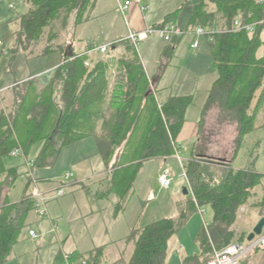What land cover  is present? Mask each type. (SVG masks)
<instances>
[{"label": "trees", "instance_id": "16d2710c", "mask_svg": "<svg viewBox=\"0 0 264 264\" xmlns=\"http://www.w3.org/2000/svg\"><path fill=\"white\" fill-rule=\"evenodd\" d=\"M189 1L194 5V12L188 33L198 27L215 26V21L221 19L224 31L214 36V42H208L218 79L210 90L206 109L219 104L226 114L224 120L237 123L234 153L228 161L192 152L183 166L189 189L187 207L176 218L134 227L125 240L126 246L134 247L132 256L111 264H167L171 240L194 214L210 207L213 218L207 227L205 222L198 235L200 253L183 260V264H207L216 251H222L234 241L244 243L248 238L249 234H245L236 240L235 227L243 208L252 205L259 209L261 219L264 218V174L253 168L236 170L233 166L244 138L256 130L258 115L264 107V28L259 24L264 20V6L257 0ZM26 2L28 12L12 22L19 27L13 34L14 49L9 51L15 53L12 61L20 49L27 58L33 56L34 51L30 49L41 45L45 38L46 44L39 56L59 53L64 60L52 71L48 87L40 89L41 77L18 83L13 88L11 112L0 111V199L3 190L12 189L18 178H27L21 201L12 203L6 194L0 206V264L8 262L23 231L28 228L30 214L37 209L27 170L20 173L22 167L26 169L23 160L20 159V165L7 167L8 157L15 149H23L35 173L37 169L54 166L63 148L89 137L95 138L98 155L109 167L125 143L130 151L129 163L115 171L113 191L108 194L117 192V207L125 210L143 162L168 159L175 155L176 148L182 153L177 140L188 109L195 101L193 95L171 96L159 107L138 52L129 41L112 44L108 53L113 56L108 60L90 59L89 52L98 53L95 49L99 46L94 44L84 53L73 52L71 56H66L67 46L54 44L59 38L56 26L66 32L74 14L77 25L85 23L96 0ZM210 5L216 6L217 13L208 12ZM180 11L168 15L156 28L175 23ZM237 21L239 29L235 27ZM249 26H253L252 32L248 31ZM176 37L169 43L170 47L175 45ZM119 46L124 47L122 57L114 56ZM113 60L118 66L110 90L108 78ZM59 91L62 92L61 103L57 102ZM99 122H102L101 133L96 131ZM40 142H44L40 154L35 160L30 159L31 148ZM36 180L41 183V179ZM259 187H262L261 199L251 202ZM105 248L69 255L74 261L86 259L88 264H102ZM53 264H65L62 252Z\"/></svg>", "mask_w": 264, "mask_h": 264}, {"label": "rangeland", "instance_id": "374dc122", "mask_svg": "<svg viewBox=\"0 0 264 264\" xmlns=\"http://www.w3.org/2000/svg\"><path fill=\"white\" fill-rule=\"evenodd\" d=\"M11 3L15 7L14 9L10 8L8 2L3 1L0 3V79L2 76H6V79H10L12 83L45 71L44 67L49 62V58L45 56L36 59L37 56L41 54V50L45 47V38L41 45L30 49V51H34V59L27 58V55L20 49L16 52L14 61H11L12 56L15 54L9 53V51L14 49L12 30L16 28H14L12 22L26 14L27 2L26 0H12ZM71 24V30L69 31H71L73 35V21ZM55 30L59 38L54 44L69 47L71 45V40L70 36H68V30L62 32L59 25L56 26ZM183 46H185V44H183ZM4 50H7V53L3 52ZM107 55L108 52L104 54L93 53L92 58L96 60L107 57ZM9 104V102L0 103V107L4 110L6 109V114L10 112L6 107ZM214 106L215 108L218 107V111L222 110L220 105ZM211 115L212 117L208 118L209 133L205 135V141H207V143L202 146L200 154L206 155L207 152H211V154L216 156L214 158L217 160L223 158L227 160L231 157L234 150L233 148L235 147L234 139L237 136L236 122L224 120L220 116L218 117L215 111ZM263 122L264 116L259 115L256 122V130L244 138L237 158L233 163V166L236 168L242 170L253 168L264 174ZM186 146L185 144L183 147L184 151L181 153V158L184 162L187 158ZM208 146L211 148V151H209ZM37 149L38 147L33 149L32 156ZM73 161L75 162L74 164ZM98 161L99 163H103L99 155L93 157L92 150L88 146L79 145L74 150L71 147H67L62 151L54 166L37 169L34 173L36 179L41 177H53L54 181L58 184L59 182H61V185L67 184L65 188L67 196L48 203V212L50 216L59 223L58 237L68 240L65 246L67 252L70 248L74 247V245L78 248L80 247L85 253H88L91 250L106 246L112 242H118L120 238L128 237L134 227H144L163 218H176L180 215V211L187 207L188 197L184 195L183 190L188 186L184 182L183 166L176 158H169L165 165V169H170L173 174L170 188H161L159 182L160 177L158 173H156V169H153V166L157 164L151 163L149 166H146L145 172L142 173L139 182L136 184L135 190L137 189V194L129 203L126 210L118 208L117 201L95 200V202L92 203L88 198L82 195L72 196L70 193L68 194L71 186L77 182H81L85 176L87 177L95 171L98 166ZM15 164L20 165L21 161L18 159ZM158 165L161 164L159 163ZM25 170L26 169L22 167L20 173H23ZM70 173L74 175V179L67 182L65 181V176ZM26 185L27 178L21 176L12 189H4L0 199V206L4 203L6 194L12 203L20 202ZM45 185L48 184H39L40 191L45 194L47 199H52L55 194L48 195L45 193L44 189L48 188ZM146 186H151L154 189V192L157 194V199L152 203L143 204L141 192L139 191ZM254 195L251 202L256 201L257 198L261 199L262 187L257 188ZM55 197H57V193ZM251 206L248 205L247 208L241 210L239 222L235 227L236 240H239L242 235L250 234L261 220L259 209ZM66 207L67 211L65 209ZM204 211V215L196 213L189 220L188 226L191 231H193L194 228L200 230L204 221L206 223L211 222L213 218L212 209L210 207H205ZM39 219H41L40 216L36 211H33L30 214L29 224L38 230L40 229L43 236L40 235L38 240L30 239L28 236L29 227L26 228L20 237L19 243L14 248L16 255L19 257V261L15 262V264H53L59 254L56 234L51 229L49 221L44 219L42 222L39 221ZM189 232V228L186 230L184 229L179 233L178 240L175 239L176 243H178V241L181 242V246H183L182 254L187 256L188 254H192L191 252L194 250H199L196 242L187 235ZM40 239L42 243L38 246L35 245ZM246 243L247 239L244 245ZM172 245L174 246L175 244L172 243ZM174 253L175 250L169 245L168 264H179L181 256ZM173 258L174 261L171 262ZM256 261L260 264H264V250L254 251L247 255L243 258L242 264H255Z\"/></svg>", "mask_w": 264, "mask_h": 264}, {"label": "crops", "instance_id": "0c3cea01", "mask_svg": "<svg viewBox=\"0 0 264 264\" xmlns=\"http://www.w3.org/2000/svg\"><path fill=\"white\" fill-rule=\"evenodd\" d=\"M126 2H130V6L127 7L126 13L123 14L121 12V8L125 6ZM14 8L15 7H13V9ZM180 9L181 11L179 12V15L175 21V25L177 26L178 30L183 34L176 37V40L174 41L175 45L170 47L169 43H165L161 39L154 37L142 44L141 49L138 51V55L144 67L145 73L149 81L151 82V90L157 97L159 107L160 105L165 103L171 96L193 95L195 98L194 105L188 109L186 115V122L177 140V143L181 146L182 151H184L183 148L184 145L185 144L187 145L186 146L187 158L185 159V162L181 158L182 163L180 162L181 165L184 166V164L191 158L192 152L196 153L197 155L198 154L200 155L202 146H204V144L207 143V141H205L206 139L205 135L209 133L208 118L212 117L211 114L215 111L217 116L222 117V119H224V117L226 116L223 109L218 111L217 110L218 107L215 108L214 105H219V104H214L210 106L208 109H206V104L210 95V90L213 84L215 83V81L218 79V75L216 72H214L213 69V59L210 54V46L208 41L206 39H200V47L198 50H193L191 47L193 40L192 37L190 36V33H188L189 22L194 12V5L191 1L189 0H96L93 9L89 13L88 16L89 18L85 23L77 25L76 15L74 14L71 17L68 26V32H69L68 36H70L71 45L66 49L67 50L66 56H71L73 52L82 54L86 51L87 47H89L90 44H94L95 46L114 44L126 38L130 30L141 32V31H146L147 29L158 27L162 23H164L168 15L176 11H179ZM28 10H29V5L27 4V12ZM208 12L217 13L216 6L210 5L208 8ZM72 21L74 25L73 35L72 32L69 31L71 30ZM215 24H216L215 26L222 28L221 19L216 20ZM13 26L14 28L15 27L16 28L15 30H12V36L19 29L18 26L15 25ZM263 39H264V33H263ZM183 44H185V46H183ZM262 52L263 50L260 51V55H262ZM93 53L94 52H89V56L91 60L93 59L92 58ZM114 54H115L114 56L116 57H122V55L124 54V47L119 46ZM111 56L108 53L107 57L100 59L108 60L109 58H111ZM32 58L34 59L33 56L30 57V59ZM38 58L41 57L37 56L36 59ZM46 58H49V62L44 67L45 71H42L41 73L35 76L26 77L22 80H17L12 83L10 79L8 80L6 79V76H2V78L0 79V103L9 102L10 104L6 106L7 110H10V112L12 110V106L14 103L13 88L18 83L23 84L24 82L29 81L33 77L36 78L41 77L40 80L41 90L43 88H46V86L48 87L50 85V79H51L50 75L52 71L58 68L63 63L64 58L59 53H55L53 55L47 56ZM111 64L110 66L112 67L110 69L109 78H108L110 83V90L114 86V76L116 74V70L118 66L116 64V61L114 60L111 62ZM61 93H62L61 91L57 93L58 103H61ZM144 103L145 101L143 102V105ZM1 110L4 109L0 107V111ZM259 115L264 116V107L260 111ZM222 123L225 124L224 122ZM235 124L238 134V125L237 123ZM101 125L102 122L97 123L96 131L98 133H101L102 131ZM236 138L234 139V145ZM79 145L88 146L92 150L93 157H95L96 155L98 156L97 144L94 137L86 138L68 147H71L74 150ZM43 146H44V142H40L34 145L30 150L29 158L35 160L40 154ZM36 147H38V149L35 151L34 155L32 156L33 149ZM65 148H63V150ZM208 149L209 151H211V148H209V146ZM233 149H235V147ZM233 153L234 150L232 152L231 157L227 159L228 161L232 158ZM129 154L130 151L127 149V146L124 143L122 147L118 149V151L116 152L109 167H106L104 163H99L98 161L97 163L98 166L95 165L97 166L95 171H93V173H91L89 176L87 177L85 176L81 182H77L76 184L71 186L69 188L68 194L70 193L72 196L82 195L88 198L92 203H94L95 200H110L113 202L117 201L118 204L119 201L118 193L113 192L112 194H110V196H108V194L111 193V190L113 189L114 186L115 171L120 169L121 166L128 165L129 162L127 161V159H130ZM205 156L211 158L216 157L213 154H211V152H207ZM169 158H175V157L172 156ZM168 159L158 158L143 162L142 167L140 168L134 180L133 196L131 200L128 202L127 206L132 201L134 196H136L137 194L136 191L137 189L135 190L136 184L139 182L142 173L145 172L146 166H149L151 163H156L157 165H154L153 169H156V173H158V176L160 177L159 174H161L162 170L165 168ZM17 160L18 158H14L10 155L8 157L7 167L16 166L15 163L17 162ZM74 163L75 162L73 161V164ZM159 163L161 165H158ZM234 169L242 170L236 168L235 166ZM183 177L185 184H187L188 186V182L184 174ZM39 179H41L40 184H48L45 185L48 187L47 189L46 188L44 189L45 193H47L48 195L55 194L53 198L50 199V202L59 200L60 198H57L55 196L57 190L60 188L61 182H59L58 184L57 182L54 181L53 177H41ZM139 192H141L140 194L142 196L143 204L152 203L157 199V194L154 192V189L151 186H146L145 188H142L141 191ZM65 196H67L66 192L65 195L61 198H64ZM245 208H247V206ZM65 209L67 211V207ZM44 219H47L49 221L51 229L56 234V239H57L56 243L59 247L58 252L64 251L68 254H72L75 252H78L79 254L85 253L83 250L80 249V247L78 248L75 245L74 247L70 248L67 252L65 246L68 243V240L61 239L58 237L59 223L57 222V220L52 218L50 214L48 215V217L39 219V221L43 222ZM29 220L30 217L27 222L29 227L28 229L29 230L34 229L38 231V233L41 236H43L42 232H40V229L38 230L37 228L29 224L30 223ZM188 225H189V221L181 231L189 228L190 232L187 235H189V237L192 238L193 241H195L198 246V235L201 232L202 228L200 230L198 228H194L193 231H191ZM178 235L171 240L170 246L175 250L174 254H179L181 256L179 264H183V260L185 258L197 256L200 253V250L198 251L194 250L193 252L190 251L192 254H188V256L182 254L183 246H181V242L178 241V243H176V240H178L177 239ZM126 237L120 238L118 242L115 243L112 242L105 246L106 248L103 255L104 261H108L112 263L120 260L122 257L125 258L126 260L130 259L134 247L133 245L130 246L125 245ZM29 238L32 239L30 236ZM41 243L42 241L40 239L38 242L35 243V245L38 246ZM172 243H174L175 245L173 246ZM18 261H19V257L16 255L13 249L9 257V260L6 264H15V262ZM173 261L174 258L172 259L171 262ZM168 263L169 262H167V264ZM255 264H260V263L256 261Z\"/></svg>", "mask_w": 264, "mask_h": 264}, {"label": "built area", "instance_id": "2783aa9c", "mask_svg": "<svg viewBox=\"0 0 264 264\" xmlns=\"http://www.w3.org/2000/svg\"><path fill=\"white\" fill-rule=\"evenodd\" d=\"M8 2L10 8H13L14 5L11 3L12 0H0L1 2ZM258 3L264 6V0H257ZM130 6V2H126L125 6L121 8V12L123 14L126 13L127 7ZM260 25L263 26L264 28V20L259 23ZM236 29L240 28V23L237 21L235 23ZM249 32L253 31V26L247 27ZM224 30L218 26H205V27H198L195 31L190 33V36L192 37L193 43H192V49L193 50H198L200 47V39H206L208 42H214V36L217 34L222 33ZM183 34L180 32L175 25V23H169L167 25H164L163 27L160 28H151L147 29L146 31H134L130 30L128 32V35L126 38L118 41H129L134 49L138 52L142 44L145 43L147 40L157 37L164 41L165 43H170L172 39L175 36H179ZM112 45V44H111ZM111 45H103L99 46L95 50L97 52H100L102 54L107 53L111 47ZM4 52L7 53V51L4 50ZM11 156L14 158H18L23 160L24 165L27 170V177L31 180L32 182V187H34V194H33V199L35 200L36 203V212L40 217H48V202L49 199L46 198L45 194L42 193L39 189V184L34 176V173L32 171V162L26 157L23 149L21 147H18L15 149L12 153ZM174 157L182 163L181 159V153L178 151L176 148L175 150V155ZM184 176L186 177L185 171H184ZM73 174H67L65 176V181L69 182L73 180ZM173 180V174L170 169H163L161 174H160V186L164 189H168L171 186V182ZM66 184H63L60 189L57 190V198H61L65 195V186ZM199 213L201 215L205 214L204 210H200ZM207 223L205 224V227H207ZM29 236L32 239H39L40 234L34 230L31 229L29 230ZM264 250V232L261 236L256 237L253 241L248 242L244 245V243H241L239 241H234L232 242L228 247L223 249L222 251H216L214 254L213 259H211L207 264H242V260L244 257L247 255L253 253L254 251L257 250ZM63 259L65 261V264H88L86 259H79V260H72L71 256L62 251ZM102 264H111L110 262H103Z\"/></svg>", "mask_w": 264, "mask_h": 264}, {"label": "water", "instance_id": "95a60500", "mask_svg": "<svg viewBox=\"0 0 264 264\" xmlns=\"http://www.w3.org/2000/svg\"><path fill=\"white\" fill-rule=\"evenodd\" d=\"M183 193L185 196H187L189 194V189L185 187ZM263 232H264V218H262L258 222V224L254 227L253 231L249 234L247 241L248 242L253 241L256 237L261 236Z\"/></svg>", "mask_w": 264, "mask_h": 264}]
</instances>
